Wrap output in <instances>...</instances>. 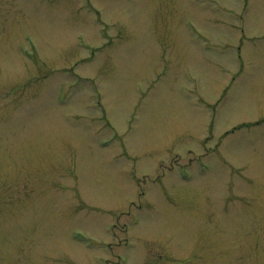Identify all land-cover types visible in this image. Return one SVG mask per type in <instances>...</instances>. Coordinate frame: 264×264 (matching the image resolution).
<instances>
[{
    "label": "rangeland",
    "instance_id": "1",
    "mask_svg": "<svg viewBox=\"0 0 264 264\" xmlns=\"http://www.w3.org/2000/svg\"><path fill=\"white\" fill-rule=\"evenodd\" d=\"M263 120L264 0H0V264H264Z\"/></svg>",
    "mask_w": 264,
    "mask_h": 264
}]
</instances>
